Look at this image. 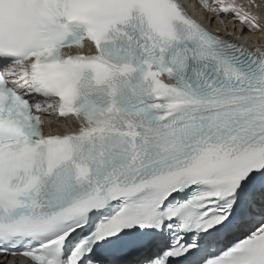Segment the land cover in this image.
<instances>
[{"label":"snow or ice","instance_id":"snow-or-ice-1","mask_svg":"<svg viewBox=\"0 0 264 264\" xmlns=\"http://www.w3.org/2000/svg\"><path fill=\"white\" fill-rule=\"evenodd\" d=\"M197 7L0 0V264H264V0Z\"/></svg>","mask_w":264,"mask_h":264},{"label":"bare ground","instance_id":"bare-ground-1","mask_svg":"<svg viewBox=\"0 0 264 264\" xmlns=\"http://www.w3.org/2000/svg\"><path fill=\"white\" fill-rule=\"evenodd\" d=\"M260 37H262L264 39V35L261 34H255V35H250L249 38L247 40H245V42H251L252 44L259 42Z\"/></svg>","mask_w":264,"mask_h":264}]
</instances>
